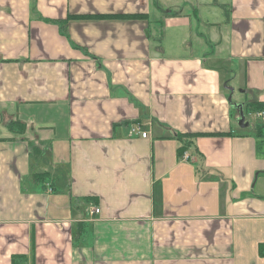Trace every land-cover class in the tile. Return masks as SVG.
Segmentation results:
<instances>
[{
    "label": "crops",
    "instance_id": "obj_1",
    "mask_svg": "<svg viewBox=\"0 0 264 264\" xmlns=\"http://www.w3.org/2000/svg\"><path fill=\"white\" fill-rule=\"evenodd\" d=\"M259 111L264 0H0V264H264Z\"/></svg>",
    "mask_w": 264,
    "mask_h": 264
},
{
    "label": "built area",
    "instance_id": "obj_2",
    "mask_svg": "<svg viewBox=\"0 0 264 264\" xmlns=\"http://www.w3.org/2000/svg\"><path fill=\"white\" fill-rule=\"evenodd\" d=\"M257 115L264 119V111L257 112ZM138 129H139L138 126L136 128L133 127V128H131V131L134 132V131H137ZM146 135H147L146 132H141V136L142 137H145ZM183 157L185 159L188 158L187 153H183ZM97 212H99V208L98 207L90 208V213H97Z\"/></svg>",
    "mask_w": 264,
    "mask_h": 264
},
{
    "label": "water",
    "instance_id": "obj_3",
    "mask_svg": "<svg viewBox=\"0 0 264 264\" xmlns=\"http://www.w3.org/2000/svg\"><path fill=\"white\" fill-rule=\"evenodd\" d=\"M236 106H237L238 111H239L238 125L239 126H244L247 123L244 122V113H243V110H242V105L241 104H238Z\"/></svg>",
    "mask_w": 264,
    "mask_h": 264
},
{
    "label": "trees",
    "instance_id": "obj_4",
    "mask_svg": "<svg viewBox=\"0 0 264 264\" xmlns=\"http://www.w3.org/2000/svg\"><path fill=\"white\" fill-rule=\"evenodd\" d=\"M104 16V15H103ZM123 17H128V18H142L143 16L140 14H125ZM257 110H259L260 108L256 107ZM258 130H261V128L259 127ZM182 136H179V140L181 141ZM182 142V141H181ZM180 150L182 151V147H180Z\"/></svg>",
    "mask_w": 264,
    "mask_h": 264
},
{
    "label": "rangeland",
    "instance_id": "obj_5",
    "mask_svg": "<svg viewBox=\"0 0 264 264\" xmlns=\"http://www.w3.org/2000/svg\"><path fill=\"white\" fill-rule=\"evenodd\" d=\"M246 113H247V111H246ZM247 116H248V115H245V117H246V118H247ZM248 118L250 119V117H249V116H248Z\"/></svg>",
    "mask_w": 264,
    "mask_h": 264
}]
</instances>
